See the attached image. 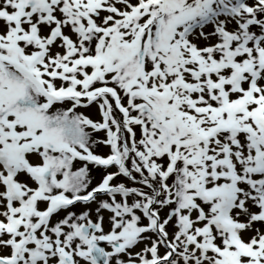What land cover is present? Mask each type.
Wrapping results in <instances>:
<instances>
[{
  "label": "snow or ice",
  "instance_id": "6c2138e0",
  "mask_svg": "<svg viewBox=\"0 0 264 264\" xmlns=\"http://www.w3.org/2000/svg\"><path fill=\"white\" fill-rule=\"evenodd\" d=\"M0 264H264V0H0Z\"/></svg>",
  "mask_w": 264,
  "mask_h": 264
}]
</instances>
